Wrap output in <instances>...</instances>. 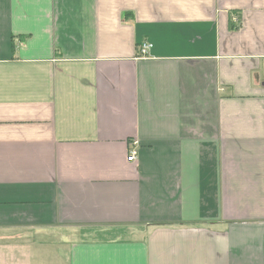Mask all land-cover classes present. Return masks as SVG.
<instances>
[{
	"label": "crops",
	"instance_id": "0c3cea01",
	"mask_svg": "<svg viewBox=\"0 0 264 264\" xmlns=\"http://www.w3.org/2000/svg\"><path fill=\"white\" fill-rule=\"evenodd\" d=\"M0 264H264V0H0Z\"/></svg>",
	"mask_w": 264,
	"mask_h": 264
},
{
	"label": "built area",
	"instance_id": "2783aa9c",
	"mask_svg": "<svg viewBox=\"0 0 264 264\" xmlns=\"http://www.w3.org/2000/svg\"><path fill=\"white\" fill-rule=\"evenodd\" d=\"M151 48H152V45L149 43L141 44V46L139 48L140 55L142 57H146ZM136 156H137V150L132 149L130 152V156L128 157V161L133 162L136 159Z\"/></svg>",
	"mask_w": 264,
	"mask_h": 264
}]
</instances>
